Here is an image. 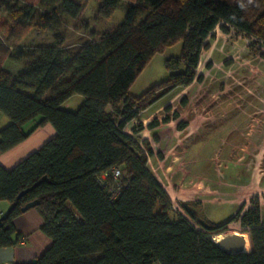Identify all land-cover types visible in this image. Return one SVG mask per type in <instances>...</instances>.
<instances>
[{"label": "trees", "instance_id": "trees-1", "mask_svg": "<svg viewBox=\"0 0 264 264\" xmlns=\"http://www.w3.org/2000/svg\"><path fill=\"white\" fill-rule=\"evenodd\" d=\"M25 1L43 10L36 26L49 31L59 17L76 19L83 12L77 0ZM96 1V14L103 18L125 2L124 20L77 54H67L60 46L40 48L26 57V68L12 73L1 68L11 48L0 35V114L9 120L0 128V153L45 123L55 131L12 168L0 166V201L11 206L0 216V248L19 245L21 235L13 219L26 203L36 201L40 230L51 243L20 264H264V219L258 204L242 214L237 211L251 250L224 252L210 236L223 232L232 218L193 226L173 209L149 168L153 153L147 139L122 131L137 102L150 100L159 89L200 80L195 68L216 26L226 30V24L264 42V0ZM30 16V11L19 10L12 27L25 32ZM176 42L181 52L166 62L168 79L138 99L129 97L127 89L149 59ZM75 94L83 96L77 109H63ZM107 106L121 114L120 119L107 113ZM158 124L153 120L147 126ZM185 126L177 125L180 130ZM113 169H119V179L112 177ZM182 209L196 219L187 205Z\"/></svg>", "mask_w": 264, "mask_h": 264}, {"label": "rangeland", "instance_id": "rangeland-1", "mask_svg": "<svg viewBox=\"0 0 264 264\" xmlns=\"http://www.w3.org/2000/svg\"><path fill=\"white\" fill-rule=\"evenodd\" d=\"M83 12L76 19L59 17L52 31L36 26L43 13L37 4L25 0H0V35L11 50L5 66L17 73L40 48L62 47L67 54L100 40L116 28L125 17L121 2L108 18L96 14V0H77ZM30 11L29 28L14 29L19 10ZM216 26L202 50L194 79L188 86L159 89L150 100L137 102L131 120L122 131L138 140L147 139L153 156L148 166L168 194L172 207L199 228L198 221L222 223L231 217L221 238L236 232L247 240L245 252L251 250L249 236L238 222L237 211L258 204L264 219V42L247 36L225 24ZM181 43L165 46L155 53L137 74L127 95L138 99L152 86L166 81V62L180 56ZM83 96L75 94L62 108L74 111ZM120 105V109H124ZM106 112L120 119L121 114L107 106ZM177 119L163 122L165 117ZM0 119L8 118L0 114ZM38 119L35 118V120ZM158 125L149 128L150 121ZM34 121V120H33ZM186 122L180 130L177 125ZM32 123V122H31ZM137 132L133 133L132 128ZM255 180V184H254ZM182 204L194 212L189 218Z\"/></svg>", "mask_w": 264, "mask_h": 264}, {"label": "crops", "instance_id": "crops-1", "mask_svg": "<svg viewBox=\"0 0 264 264\" xmlns=\"http://www.w3.org/2000/svg\"><path fill=\"white\" fill-rule=\"evenodd\" d=\"M1 68L11 72L5 66L4 59L1 62ZM8 121L0 119V128L5 126ZM32 125L33 123H28L24 128L29 129ZM54 133L55 131L49 123L36 127L23 141L0 153V166L5 169L12 168L28 154L37 150ZM8 207L9 203L0 201V213L5 214ZM41 224L42 218L35 208H29L17 215L13 219V226L21 235V242L13 247L0 248V264L27 263L48 248L51 240L41 232Z\"/></svg>", "mask_w": 264, "mask_h": 264}, {"label": "water", "instance_id": "water-1", "mask_svg": "<svg viewBox=\"0 0 264 264\" xmlns=\"http://www.w3.org/2000/svg\"><path fill=\"white\" fill-rule=\"evenodd\" d=\"M23 192H21L18 196H20ZM36 204V201H30L26 203L23 207H21V211H25L29 208H33ZM11 208L8 207L6 212ZM224 252L228 254H236L240 252H245V240L240 234L232 233L226 235L219 239L216 243Z\"/></svg>", "mask_w": 264, "mask_h": 264}, {"label": "built area", "instance_id": "built-area-1", "mask_svg": "<svg viewBox=\"0 0 264 264\" xmlns=\"http://www.w3.org/2000/svg\"><path fill=\"white\" fill-rule=\"evenodd\" d=\"M105 177H106V174L102 175L101 179H105ZM112 177H113L114 179H119V178L121 177V173H120L119 169H113V170H112ZM118 185H119V184H118ZM1 215H4V214L0 213V216H1ZM210 239H211L213 242H215V243H217V241L219 240V239H218V235H211V236H210ZM244 240H245V246H246V245H247V240H246V239H244Z\"/></svg>", "mask_w": 264, "mask_h": 264}, {"label": "bare ground", "instance_id": "bare-ground-1", "mask_svg": "<svg viewBox=\"0 0 264 264\" xmlns=\"http://www.w3.org/2000/svg\"><path fill=\"white\" fill-rule=\"evenodd\" d=\"M254 184H255V180H254ZM233 233H236V232H233ZM237 234V233H236ZM218 239H221V237L218 235Z\"/></svg>", "mask_w": 264, "mask_h": 264}]
</instances>
